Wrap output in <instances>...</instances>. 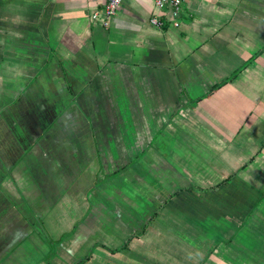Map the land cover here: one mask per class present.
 <instances>
[{
  "label": "crops",
  "instance_id": "obj_1",
  "mask_svg": "<svg viewBox=\"0 0 264 264\" xmlns=\"http://www.w3.org/2000/svg\"><path fill=\"white\" fill-rule=\"evenodd\" d=\"M107 1L0 0V264H264V0Z\"/></svg>",
  "mask_w": 264,
  "mask_h": 264
},
{
  "label": "built area",
  "instance_id": "obj_2",
  "mask_svg": "<svg viewBox=\"0 0 264 264\" xmlns=\"http://www.w3.org/2000/svg\"><path fill=\"white\" fill-rule=\"evenodd\" d=\"M124 0H108L101 11L95 12L92 16L93 19H102L104 24L108 26L110 20L117 15L119 8ZM183 0H155L156 8L159 11L167 10L173 17V25L175 27L180 26V14ZM151 24L159 29H162L165 25V21L161 17V14H156L151 19Z\"/></svg>",
  "mask_w": 264,
  "mask_h": 264
}]
</instances>
